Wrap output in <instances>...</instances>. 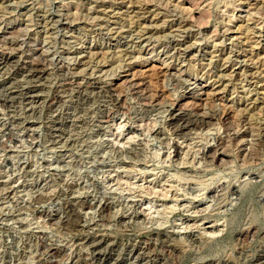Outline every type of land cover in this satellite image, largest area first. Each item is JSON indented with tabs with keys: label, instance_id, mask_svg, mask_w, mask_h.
<instances>
[{
	"label": "rangeland",
	"instance_id": "374dc122",
	"mask_svg": "<svg viewBox=\"0 0 264 264\" xmlns=\"http://www.w3.org/2000/svg\"><path fill=\"white\" fill-rule=\"evenodd\" d=\"M0 264H264V0H0Z\"/></svg>",
	"mask_w": 264,
	"mask_h": 264
},
{
	"label": "bare ground",
	"instance_id": "6f19581e",
	"mask_svg": "<svg viewBox=\"0 0 264 264\" xmlns=\"http://www.w3.org/2000/svg\"><path fill=\"white\" fill-rule=\"evenodd\" d=\"M3 59V58H2ZM12 58L9 57V56H6L5 57V60H8L10 61ZM4 60V59H3ZM40 63V62H39ZM29 66V65H28ZM31 67V68H30ZM30 71H32L33 75H36L38 74L41 69L40 67V64L38 63H33V64H30ZM39 76V75H38ZM133 80V79H132ZM143 84H140V83H137L136 81H132L131 82V91H133L140 99L142 102H147L149 99V97H147V94H145V90H143L142 86ZM96 87V86H95ZM142 87V88H141ZM77 90V89H76ZM115 100V99H114ZM146 104V103H145ZM190 114V113H189ZM189 114L185 113V112H181V113H178V114H175L173 115V122H172V125H174V129L175 132H180V134L182 135H186L187 133L183 132V131H188L190 130V128L192 126H194L195 128L197 127H203L204 125H208L206 124L208 121H206V119L202 118L203 116H199L198 117V114H197V117L194 118V116H190ZM215 114V112H214ZM202 115V114H201ZM207 116V115H206ZM213 117V116H212ZM209 123V122H208ZM153 125V124H152ZM192 130V128H191ZM118 131V130H117ZM123 131V130H122ZM149 132H151V127H150V124H147L146 127H145V136H149ZM227 132V131H226ZM229 132V131H228ZM119 133V132H118ZM263 133V132H262ZM122 132L118 134V137H122ZM200 137V136H199ZM203 138V137H201ZM125 141H128L129 138H124ZM170 142H165L163 143L161 146H159V149L157 148L154 152V158L158 161L162 160L163 155L162 154V151L160 150L161 148H165L169 145ZM263 145V143H262ZM256 148V147H255ZM258 149V148H257ZM165 150V149H164ZM193 150V153H194V149ZM185 155L187 154V156H189V153H187V151H185ZM165 153V152H164ZM210 153V152H209ZM258 151L256 150H253L252 151V155L255 156V154H257ZM191 154V153H190ZM214 154V153H213ZM216 154V153H215ZM214 154V156H215ZM162 155V157H161ZM210 155V154H208ZM208 155L206 154V159L208 157ZM250 155V154H249ZM191 156V155H190ZM217 156V155H216ZM194 157V155H193ZM212 157V156H211ZM250 157V156H249ZM183 158V157H182ZM213 158V157H212ZM185 159H188V157H185ZM249 159V158H248ZM224 160V159H223ZM247 162V161H246ZM123 163V162H122ZM128 164V163H127ZM134 165V163L132 164ZM138 165V164H136ZM144 165V164H143ZM123 166V165H122ZM126 166V165H125ZM139 166V165H138ZM132 167V166H130ZM123 168V167H122ZM140 168V167H139ZM134 169V168H133ZM132 168H125V178L122 180L118 179L117 181V187L119 188H122L124 185L126 187H128V190L130 191V193L132 191H136V190H140V192H143V194H147L149 196V199H148V207H149V211L154 214V216H152V218L154 220H157V223H159V225H161V223H165V221L167 222L168 218H169V215L175 211L178 207L182 206L181 205V198L178 194L176 193H173L171 196H169L168 194H164L163 192V195L162 193L159 192V190L157 191L156 187L161 185L163 183V181L161 180H157L156 182L152 181L154 178H152L151 182L149 183V185L147 186H140L137 184V181H140L141 178H144V177H141L140 175H138L137 173L134 172ZM136 169V168H135ZM143 169V168H142ZM139 170V169H137ZM136 170V171H137ZM147 170V169H146ZM141 171V169H140ZM152 171V170H151ZM146 172V171H145ZM144 173V172H143ZM148 173V172H147ZM150 173V172H149ZM141 174V173H139ZM124 175V174H123ZM149 175V174H148ZM151 176V175H149ZM170 176V175H169ZM168 176V177H169ZM122 177V176H121ZM148 177V176H147ZM158 177V176H157ZM168 177L165 178V180L168 182ZM160 178V177H159ZM164 178V177H163ZM170 178V177H169ZM171 178H172V181H174V184L172 186H174V188H176L175 190L179 191V190H185V191H188L186 189V187H182L181 185V181L186 179V176L184 173L182 172H176L174 174H171ZM146 180V179H145ZM165 183V182H164ZM197 184V183H196ZM199 184V183H198ZM199 186V185H198ZM197 187V186H196ZM124 189V188H123ZM162 189V188H161ZM179 189V190H178ZM123 191V190H122ZM128 192V191H127ZM170 192V191H169ZM175 192V191H174ZM165 198L162 200L161 198L164 197ZM169 196V197H168ZM159 198V199H158ZM161 201V203H158L157 201Z\"/></svg>",
	"mask_w": 264,
	"mask_h": 264
}]
</instances>
